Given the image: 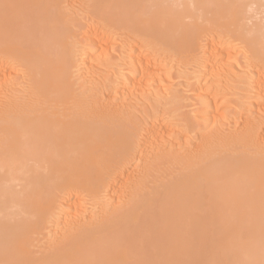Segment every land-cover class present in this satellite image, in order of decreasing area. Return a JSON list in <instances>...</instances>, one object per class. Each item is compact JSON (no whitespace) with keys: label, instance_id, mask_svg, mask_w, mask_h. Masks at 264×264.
I'll use <instances>...</instances> for the list:
<instances>
[{"label":"bare ground","instance_id":"1","mask_svg":"<svg viewBox=\"0 0 264 264\" xmlns=\"http://www.w3.org/2000/svg\"><path fill=\"white\" fill-rule=\"evenodd\" d=\"M60 2L0 0V64L6 57L20 60L34 76L36 98L23 106L0 99V264H264V129L258 132L264 121L252 124L248 118L242 120L238 135H223L222 128L220 133L197 135L198 144L186 149L183 156H156V150L163 146L159 143L165 145L171 137L165 120L145 118L147 123L142 127L131 114L112 105L110 97H105L107 104L100 108L82 112L74 106L71 112L70 60L75 57L69 56L72 48L69 51L68 44L73 33L82 31L87 23H72L75 30L65 20ZM85 2L90 8L86 13L95 16L89 13L95 23L86 37L88 47L93 44L107 52L108 40L99 39L104 34L101 28L122 33L128 56L122 55L129 57L124 60L132 66L127 78L132 87L143 90L144 75L161 74L151 65L149 48L150 54L139 42L135 47L131 46L134 43L129 45L137 37L187 59L201 52L204 38L233 33L248 50L249 67L264 64V26L258 40L229 28L241 20L246 0ZM198 18L208 26L198 24ZM97 30L102 31L99 37ZM52 46H58L54 60L49 52ZM212 50L210 56L215 60L221 49ZM217 62L216 71L222 66ZM226 67L218 71H227ZM255 75L253 86L261 101L264 72L259 70ZM203 96L198 118L202 123L221 125L222 116L216 108L215 114L211 111L217 104L215 97ZM186 116L180 122L191 134L194 120ZM155 141L159 143L155 145ZM186 141L184 137L181 140ZM84 198H89L90 204L112 198L120 204L95 221L85 219ZM69 211L74 213L68 218L73 219L76 229L56 247L40 250L36 237L46 221H57Z\"/></svg>","mask_w":264,"mask_h":264},{"label":"rangeland","instance_id":"2","mask_svg":"<svg viewBox=\"0 0 264 264\" xmlns=\"http://www.w3.org/2000/svg\"><path fill=\"white\" fill-rule=\"evenodd\" d=\"M85 1H88V0H61V2H60V7L62 9L61 11L63 12L65 20L67 19L66 21L69 24L70 23L71 24L72 23L77 24V22L80 23L81 21L85 22L83 24L87 23L86 26L84 25V27L82 28V31H81V29L76 30L77 27L75 28V25H73V24L70 25L77 31L76 32L73 29L75 32L73 33L71 38L72 37H74V38H72L73 40L71 38L69 40V43L71 45L74 43V45H72L73 47H71V45L68 44L69 51L72 48L70 51V54H72V55L69 54V56H71V58L75 57L74 59L70 58L71 59L70 60L71 65H70V77L69 78H70V89H71L72 98L70 99L71 102L70 101L69 102L72 103V100H74L73 104L69 103V110L71 112H73L75 110L74 106L77 107L82 112H85V110L89 111L92 108L94 109L95 107H96L95 109L100 108L104 104H107V101H108L107 98L109 99V97H110V99L112 100V103H114L112 105H114V106L116 105L117 107H120V109H123V111L126 112V114H128V115L131 114V117L133 116L134 120L136 119L137 122L139 121V124L142 127L146 126L145 123H147V120L150 121L153 118H155L157 120H165V127H166V129L171 130V137L168 139L166 138L167 141L165 139V141L167 143L165 145H164L165 142L159 143L158 141L157 142L155 141L156 142L155 145L158 143L163 145L162 147H160L156 150V153H157L156 156H166L169 154L171 155V154H176V153L177 154L179 153L178 155H181V154L186 155L185 154V152H187L186 149L189 150V147L192 148L193 144L194 145H196V143L198 144L199 136H201V135H205V134H209V133L213 134V133L218 132V131L220 133L221 128L223 130V133L221 131V133L223 135H224V133H225V135L226 134L227 135H238L239 133L242 132L241 128L243 129V127H241L242 125L239 126L241 124L242 120H246L248 118L249 121H252V124L258 122L260 119L264 121V110H263L264 109V106H263L264 100H261L262 102L260 100H258V98L260 99V96L257 95V93L255 91V87L253 86V85H256L255 84V81H256L255 80L256 79L255 72H258L259 70H263V72H264V64L251 65V67H249L250 66V64H248L249 61L246 58V56L248 55V50L245 48V45L233 33H229V34L223 33L222 36H221V33L216 34L217 37L216 36H212L209 38L206 37V40L204 38L203 42H201V48L203 47L201 49V52H199V50H198V52L201 55L198 52H196V54L194 53V55H192L194 57L190 56L187 59L186 58L184 59V57H181V56H178L175 54L173 55L170 51L165 50V48H163L159 45L153 46L154 43H152L150 41H147L149 43V45H148V43L145 40H143L141 37L140 38H138V37L132 38V40L130 41L131 43L129 42V45L134 43L131 46L135 47L138 44H140V45H143L142 47L146 50V53L152 52L151 54H153V55L151 56V58H152V60H151L152 64L151 65H153V68L159 70V72L163 75L162 76L161 74H159L158 77L154 76L155 77L154 80H152L154 78L152 74H151L152 76H150V78H149V76L144 75V77L142 79L144 81V84L142 83L143 81H141V84L145 85L147 87V89L145 86L144 87L141 86V88H144L142 90V89H140V86H138L139 87V89H138V87H136V86L132 87V85L129 84V82H127V78L129 76L128 73H129V71H131L132 66L128 62H126V61H128L129 57H127L128 56V54L126 53V47L127 46H126V43L123 42V41H125L124 40L125 37H124V35H122V33H120V32L118 33V31H116V33H115L114 32L115 30L107 29V28L104 29V28H101L99 26V28H101V30L104 32L99 31L100 30L99 29L96 31V34H98L97 37H99L100 32L104 33V34H102V36L100 34L101 37H99V39L104 38L105 42L108 40V42H106V47L108 46L107 52L104 53V51H102V48H98L97 46H95L91 43H90L91 47H88L90 45H87V44H89V42H87L86 37L88 38L90 36L89 33L91 31V27H92L91 25L93 23H95V20H94L95 16L93 14H91L90 12H88V14L86 13L87 10L90 11V8L88 9L87 2H85ZM61 3H62V5H61ZM88 5L90 6V3ZM251 5H252V8H251V11H249L248 7ZM89 13H90V15H92L91 17H93L94 19L89 17ZM87 15H88V17H86ZM188 21H190V20H187V22ZM196 22L198 24H202L203 27L208 26V24L202 18H198L196 20ZM76 26H78V24ZM263 26H264V0H246L245 12L243 13L241 20L236 24L229 25V28H230V30L240 29L244 35H247L246 37L251 38V39L255 38V40H258L256 38H257L258 34L261 32V28ZM85 28H87L88 31ZM217 33H219V32H217ZM76 34H77V37H75ZM106 37H108V38H106ZM213 38H215V39H213ZM136 39H138V40H136ZM100 43H102L101 40H100ZM124 43H125V45H124ZM75 44H76V46H75ZM151 44H153V45H151ZM85 45H86V47H85ZM212 45H214V46H212ZM122 47H123V49H122ZM159 47H161V48L159 49ZM87 48L91 49V51H89ZM148 48H149V52H148ZM212 48H215V50H217V51H219L221 49L219 52L216 51L218 54L215 52L217 55H219V57L217 56V58L215 60H213L212 57L210 56L211 52L214 50V49L212 50ZM161 49H163V50H161ZM207 49L208 50L210 49V50L208 51ZM49 50H50L49 51L50 57H51V59L54 60L55 59V53L58 50V46H52ZM121 51H123L124 53ZM169 52L172 55L169 54ZM125 53L127 54V56H125L126 55ZM225 53H227V55L229 57H227V55ZM229 53H231L233 55H230ZM101 54H103V56ZM122 54H125V55L123 56ZM198 54L200 55V57ZM202 55H204V56H202ZM226 57H227V59H229V61L227 60L229 62L228 63L229 66L227 64V67H226V63H225V62H227ZM195 58H197V59H195ZM124 59H126V61ZM4 60H3V64H0V65H4V66H0V74L2 75V76L0 75V99L7 100L9 102L11 101L10 103H12V104L18 103L20 106H23V105H25V103H28V102L31 103V101L36 99L34 96L35 93H34L33 84H32L34 76H32V74L27 69H25L23 67L20 60L12 58V57H6ZM121 61L124 63H122ZM211 61H214V62H211ZM88 62H89V64H88ZM216 62H217V65L219 64L218 65L219 67L222 65L224 68L226 67L228 70H229V68H231L230 70H232V68H233V70L231 71L233 73L230 74L231 73L230 71H228V70L223 71L224 70L223 69L222 70L223 74H222L221 72H219L223 68L222 66H221L222 68L220 67L221 69L217 66L219 69H217V71H216V67H215ZM123 64H124V66H123ZM127 64L130 66V68ZM224 64H225V66H224ZM212 65H214V66H212ZM210 66H211V68H209L210 72H208V70H209L208 67H210ZM230 66H232V67H230ZM212 67H214V69H212ZM1 68L4 70H2ZM162 68H164V70ZM126 69H127V71H125ZM213 70H215V71H213ZM3 71H4V75L2 74ZM212 71L215 72V73H213L214 75L217 74V75H215L216 79L214 77L212 78V76H214L212 74ZM228 72H229V74H228ZM247 72L250 74L251 77L248 75ZM120 73H121V75L119 76ZM164 73H166V74H164ZM211 74H212V76H211ZM207 75H209L208 78L206 77ZM247 76H249L250 78L248 77L247 82H246L245 78H247ZM123 77H124V79H123ZM1 79H2V81H1ZM115 79L117 81H115ZM148 79H150V80H148ZM113 81L115 84L113 83ZM119 81L121 84L119 83ZM147 81H149V83ZM150 81H152V82L150 83ZM249 81H251V82H249ZM107 83L111 84V86ZM120 85H122V86H120ZM123 85H125L126 88ZM101 86L103 88V91L101 90L102 89ZM120 87H122L121 88L122 90L120 89ZM130 87H132V88H130ZM118 88L120 91L118 90ZM124 88L127 89L128 91H124L123 90ZM201 88H203V90ZM112 89H114V90L116 89V91H118V93L115 92L114 90L112 92ZM198 91L200 93H198ZM247 91H248V93H247ZM252 91H254V92H252ZM119 92H121L122 95H120ZM201 92L203 93V95L210 94V95L215 97V102L217 101L216 102L217 104H215V107L213 105V108L211 109V111H212V113L215 114V110H216V113H218L217 115L222 116L224 121L222 120L221 125H220V123H219V125H218V123H216V125H215V124H212L211 122H208V121L206 123L204 122L205 123L204 124L198 118V116L200 115L201 108H202L200 98L204 97L201 94ZM198 94L200 96L201 95L202 96L200 97ZM105 97H107V98H105ZM171 97H173V98H171ZM12 100H14L15 102ZM157 100H159V101H157ZM175 100H176V103H175ZM75 101H78V102H75ZM167 101H169V102H167ZM251 102H253V104ZM254 102L255 103L258 102L259 104L261 103L262 104V105L260 104L261 107L257 103H256L257 105L255 106ZM151 103H153V104H151ZM156 103H157V105H156ZM18 104L16 106H19ZM80 104H81V106H79ZM27 105H29V103ZM154 105H156V106H154ZM149 106H150V109L152 107H153V109L150 110L148 108ZM72 107L74 108L73 111H72V109H73ZM154 107L155 108L157 107L155 110V113L157 112L156 114L153 112L155 109ZM236 107H238V109ZM256 107L258 110H260V112L256 109ZM258 107H260V109ZM86 108H88V109H86ZM170 108H172V109H170ZM148 109H149V111H152V112H150V114L148 113ZM175 110H176V113H174ZM261 110H263V111H261ZM238 111H239V113H238ZM187 114H188L189 119H190L189 115H191V118H192L191 121L194 120L193 121L194 129L192 130L191 134L186 133V128L184 127L183 121H182V123L180 122L181 119L183 120ZM238 114H239V117H238ZM244 114H246L245 117H244ZM158 115L160 117H158ZM157 117L160 119H158ZM181 117H183V118H181ZM145 118L147 120H145ZM197 118L199 119V121ZM237 118H239L238 120H240V121H238ZM225 120H227V121H225ZM166 121L168 122L167 125H166V123H167ZM234 121H236L235 125H234ZM180 124H181V126H180ZM217 125L221 126V127H217ZM261 125H260V128L258 129V132L263 133L264 125L263 124H261ZM183 130H185V131H183ZM185 135L187 136V139L185 138L186 137ZM191 135H192V138L190 137ZM197 135H199L198 138H197ZM183 137H184L185 141L187 140L186 141L187 143L181 142V140L183 141ZM173 141H174V143L175 142H178V143L174 144ZM188 142H190V143H188ZM183 155H181V156H183ZM117 195H119V193ZM124 196H126V195H123L122 199L124 198ZM117 198H119V197L117 196ZM87 199H85V198L83 199L84 202H83V206H82V207H84V209L86 211L84 213L85 219L91 218V219H95V221H99L102 218H105L107 215L110 214L111 209H113V207L120 204L117 202L118 199L114 200L113 198H112L113 200L108 199L105 201V203L103 201V202H100L98 204H94L92 202L90 204L91 200L89 198H87ZM93 205L96 207H94ZM89 206L91 208H89ZM90 209H92V210L94 209V210L90 212ZM72 214H74V213L72 211H69L67 213H64L63 216H60L57 219V221H53V222H51L49 220L46 221L44 230L42 231V233L39 236L36 237V242H35L36 246L38 248H40V250H43L42 247H44V250H48V247H50L51 245H52V247H56L58 244H60V242L65 237H67L68 235L73 233V231L76 228L74 226V223L72 222L73 219H69V218H71Z\"/></svg>","mask_w":264,"mask_h":264}]
</instances>
